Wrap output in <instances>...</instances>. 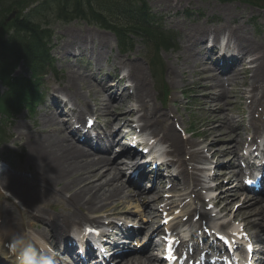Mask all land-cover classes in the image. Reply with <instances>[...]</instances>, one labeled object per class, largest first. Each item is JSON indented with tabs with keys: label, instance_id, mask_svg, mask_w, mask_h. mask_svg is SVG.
<instances>
[{
	"label": "rangeland",
	"instance_id": "1",
	"mask_svg": "<svg viewBox=\"0 0 264 264\" xmlns=\"http://www.w3.org/2000/svg\"><path fill=\"white\" fill-rule=\"evenodd\" d=\"M8 3L4 2L0 5V8L5 11V15L9 13V10L6 8ZM148 3V7H150L151 11H153V13L156 14L162 21L164 29L172 32L175 31L176 33L177 47L169 49L167 52H162V58L166 66L165 80L167 81L170 89V101L166 105H162L158 101L156 89L147 67V50L143 44L136 41L132 52L126 54L118 53L116 50V39L110 31L100 29L96 26V28L89 26L85 21L80 20H74L70 23H66L56 19L53 14L49 15L48 22L50 23L49 27L51 31L54 33L55 41L52 53L54 57L53 59L56 61L57 65V75H48L45 78V81L47 84H52L55 77H58L59 80H55L59 82V87L63 85L67 86L71 73H77L79 75L83 74L85 70H90L92 78L100 82L105 76H107V74H115L117 78L127 74V69L119 66L117 63L118 61L120 62L121 60L125 67L127 63H138L140 64L139 66L142 67L144 75L149 79L148 82L151 92V103H154L158 107L159 111L164 114L163 119L164 121L166 120V124L171 126L172 130L177 133L179 138H181V136L176 131V125H174V123L180 125L182 128L184 127L185 130H188L189 124H193L196 128L200 127L202 138L200 136H196L192 137L191 140L198 144L197 148H199V150H203V155L207 157H209L210 153L207 152L206 148L209 146L208 143L212 142L209 152H219V156L214 157V159H211L209 162L214 165H216V163L218 165L225 164L233 158V155L230 152L232 149V146H230L231 141L222 139L219 133L214 132L212 129H214L216 125L210 124V120L206 121L205 124L201 123L200 118H206V115H204V113L199 110L198 106L195 104L197 93L193 90V83L196 82L197 77L193 72V63L188 61L186 58H188V53L195 48L194 45H196V39L201 41L203 46L207 40L209 43L213 40V35L207 30L213 28H224L231 33L236 32V35H239L242 40L239 44L243 48L244 46H242V44L245 40L257 43L259 48L256 57L259 58L260 64L264 67V4L249 3L243 0H235L233 2L226 3H220L216 0H148ZM189 11L194 12L191 17L187 15L189 14ZM80 39L82 41H80ZM233 47L236 53L241 54L238 48H235L234 44ZM97 56H101V60H97ZM79 58H83L85 61H79ZM114 61L116 62L115 66H113ZM179 64H185L187 67L186 72L182 74V77L175 74V79L172 81L169 71L179 66ZM114 70H116V72ZM120 71L123 72V75L121 76L119 75ZM229 71H231V69L222 75L223 79H225L224 75L228 74ZM14 74L26 75V72L22 66H19ZM250 76V70H248L247 76L238 74L236 84L231 80L229 81L231 83L229 84L230 86H228L229 97L223 96L221 101L216 99L213 102L214 106L220 107L223 105L224 101L229 100L228 104L225 105L226 110H224V113L226 112V115L229 118L233 117L235 122L239 120V117L242 118L245 123L251 119V114L247 111V103L249 102L247 100L248 95L245 93L244 99L235 103L237 99L242 97V91L250 86ZM242 80L245 81V83L242 84L243 86L241 85ZM78 85L79 84L74 85L71 89L78 90L83 99H88L87 93H90L88 88L90 84L88 82L83 84L81 89H79L80 87ZM55 87H57V85ZM259 87L258 83L255 92L260 89ZM2 89L3 87L0 84V91H2ZM52 91L58 92L60 89H53ZM234 92L238 93L235 94ZM187 95H191L190 98H187ZM89 100L92 99L89 98ZM44 105H48V103L45 101L44 104L37 109L36 114L34 115L31 114V116H29V114L23 111L18 117L12 118L9 121L8 126L9 134L5 133L6 128L0 125V139H2V142H0V164L7 165L11 169L9 173L12 175H24L28 178L34 175L40 179L42 178L43 183L50 178L49 174L51 173V170H54L52 169V164L42 161V159L39 164H37V162H28L31 160L28 155L29 143L33 140H30V142L28 141L27 143L26 138L19 137L16 130L17 127H20L22 129H28L25 130L28 131V133L34 132L33 130L36 132L33 121L34 119L40 121L39 118H41L43 114L42 109ZM242 111H244V113H242ZM132 119L136 121V117H133ZM245 123L243 122L242 131H239L238 133L242 136V143H245L248 136V133L245 134L244 131V129H247V125H245ZM2 130L4 133H2ZM207 132H211L213 135H208L207 137ZM241 145L240 148L242 147ZM240 148L238 149L240 150ZM225 150L226 153H224ZM239 150L236 151L238 155L240 154ZM186 156L187 155L183 156V159L188 161ZM216 167L220 171H225L227 169L223 167L219 168L217 165ZM228 178V176L222 177L221 180L217 181V184L226 189L229 185L224 184V181H227ZM34 179L35 183L32 187L30 186L27 189L32 188V194L36 195L39 194V188L36 178ZM16 184L18 186H22V183L20 182H17ZM52 187L57 188L59 185L53 184ZM224 189L223 191L225 192L226 190ZM4 192L10 195L6 191L0 189V193ZM61 193L67 195L70 194V192L65 193V191H62ZM10 197L7 198L4 195H0V206L12 205V210L15 212L17 217L15 225H7L8 230L13 234L18 232L23 233L25 230L27 231V234L35 233L32 231L34 229H27V218L21 214L19 209L17 210V208L13 206V197L11 195ZM44 198L45 195L41 196V198H37L36 200L34 199V206H31L33 211L37 210L44 212V209H46V213H51L58 209V207L56 208L52 205L56 204L55 195L48 200L49 204H41L45 202ZM231 198L232 196L229 197V199L227 198L222 201V204L230 202V206L228 208L230 210L234 208L235 204L239 203L237 199L231 200ZM15 201L18 202L17 199H15ZM21 210L31 211V209L26 206L21 207ZM130 211L131 213L136 212L134 209H131ZM133 218H138V216L134 214ZM1 221L2 217L0 214V223ZM245 223L254 233L255 229L252 228L251 224L247 222Z\"/></svg>",
	"mask_w": 264,
	"mask_h": 264
},
{
	"label": "bare ground",
	"instance_id": "2",
	"mask_svg": "<svg viewBox=\"0 0 264 264\" xmlns=\"http://www.w3.org/2000/svg\"><path fill=\"white\" fill-rule=\"evenodd\" d=\"M220 31L222 30L217 29L214 31L216 39ZM228 37V41H233L235 48H238V50L241 52V54H244V56H252V54L253 56L256 55L258 51L257 44L245 40L242 44L245 45V48H243L239 44V42L241 43L242 40L240 39L239 35H236V32L228 33ZM80 41L82 40L80 39ZM195 42L197 46H200V49L198 50V48H196V51H192V53L189 52L188 60L193 59L194 61L193 70L199 77L197 82V89L200 92L198 94L199 96H201V100L205 101L206 99H211L213 97L212 91L215 89H219L224 95L225 91L223 90L222 84L220 82H214L215 84L210 86L208 77L209 72L206 69H203L202 65L199 63V59H196V57H201L203 46L201 44V41H199L198 39H196ZM229 46L230 43L226 42L225 49L227 51H229L230 49ZM101 58V56H97V60H101ZM235 60H239L241 61V63H243L244 58H236ZM249 64L251 65L250 69L253 79L251 81L250 90L248 92L250 94L249 98L253 99V101L259 98L258 105L264 110V67L260 64L258 57H254ZM139 65L140 64L138 63H130L129 65L131 69L129 80L133 83L134 89L136 90L135 97L131 98V101H135L138 104V111L141 112V114L137 118V122L141 123L140 128L144 132L148 131L149 135L153 137H158L159 135H161L158 138L157 143H160V145H163L162 143H166L168 145V155H178L184 149V147L181 146L182 142L177 137L176 133L172 132L166 125V120L164 121L163 119L164 114L159 113V109H157L158 107L150 103L151 94L147 85L148 79L144 77L145 75ZM186 68L187 67L185 66V64H179V66L171 70V74H177L182 77V74L186 72ZM82 82L84 83V77L82 75L71 73V76H69L68 79L67 88H72L75 84H81ZM258 83L259 86H261L260 92H254ZM109 91L110 88H103L100 93L99 100V111H107L108 113H106V115L110 120V134H108V148L105 150L107 151L105 155L95 156L88 153L81 147V145L77 144L71 138V133L68 131L67 125L61 126L59 124L57 115L44 113L41 116L39 122L36 120L34 121L36 132L35 130H33L34 132L31 133L32 135L28 136L29 139L33 140L29 143L28 149V154L33 163L37 162V164H39L42 159V161H46L49 164H52V169H54L51 170V173L49 174L50 178H48L44 183L42 178L40 179L36 177L39 194H32V188L27 189L30 186L32 187V185L35 183L34 180L30 181L28 177L19 176L18 174L9 175L8 171H2L3 169L1 170L0 173L2 178L0 180V187L4 190H7L12 196L19 200V203L22 206H26L31 209V211H25L24 216L29 220L27 226L29 228L38 230L35 234L36 236L30 235V237L34 236L31 238L34 241H38L39 243H46L50 239H62L61 237L64 236L63 232L67 228H75L77 225L87 222L86 217H88L89 214L87 212H102L106 211L110 206H117L123 203L122 194L127 191L126 184L121 183L120 186H117L115 184V181H118L117 179L122 174V171L116 170L115 172V168L109 166L112 162L110 155L111 153H113V146L116 141L113 138L114 134L112 133L114 125L113 120L116 116L113 113L112 105V100H114V97L111 95V93L108 94ZM125 91L126 88H121V94L125 93ZM72 94L75 96L77 95L76 93ZM70 97L72 99L76 98L72 95ZM127 99L128 97L126 96V99L124 100ZM52 106L55 109H59V106H62V102L56 100L52 103ZM64 106H66V104H64L63 102V107ZM127 108L130 111V107L128 106ZM70 111L71 110H68L66 113L71 114L72 112V117L74 116L75 118H83L82 116H79V112ZM119 114H121L122 120L125 121L123 125L117 126V130L119 131L123 128V132L121 131L122 133L120 137L121 140L125 141V145L121 150V154H123L125 158L128 159L122 160L121 163L125 161V166H129L131 165L130 161H135L137 158L136 151L133 150V148H130L131 143H129V140L133 139V128L131 125H129V121L126 120V116L128 114H125L121 111H119ZM206 115L207 117H209L210 124H220L212 130L216 133H219L222 139L227 140L232 137V139L238 141L236 131L232 129L230 130V122L228 121L225 114L221 116L220 114H216L215 112H207ZM238 123L240 124V122ZM20 134H22V132H20ZM208 135L210 136L213 134L211 132H207V137ZM95 142L96 143L94 146H98V139H96ZM85 145H89V143L86 142ZM184 145L188 149V151L190 147L193 148L192 141L188 140ZM210 146L211 145H209V147ZM191 151H193L192 154L194 155L201 152V150ZM163 157H165V152L163 154ZM194 158L195 160L199 159V156L195 155ZM101 165L106 168L104 171L100 170ZM162 167H164L165 169L169 168L167 164H163ZM178 175L179 172L175 171V174L169 175L168 178L174 180V182H178V186L181 183L180 181H182V184L184 186L188 184L189 186H187V190L191 186L196 185V183L192 180V175L183 176V174L181 173V178L179 180H176L173 176ZM235 176L236 175H233V177ZM135 177L137 178V180L133 183L137 184L138 186H141L142 184L144 185L145 180L148 178V176H146L145 174V170L137 171ZM32 178L34 177L32 176ZM161 178L159 180H165V178ZM18 181L23 183L22 186H18L16 184ZM53 184L60 185V190L62 191L65 190L67 192H70V196L68 197L67 202H65L68 204V207H66V213L59 215L58 218L48 216L47 219H44V217L41 215V212L37 210L33 211L31 206H34V199L36 200L37 198H41V196H43V194L45 193L46 188L47 190H50ZM104 186H107V188H104ZM109 186H111V188ZM157 193L158 198L161 197L160 193ZM246 199L251 198L250 196H244L242 198V208L243 206L247 205ZM151 200L155 202L156 199L152 197ZM250 206H252V204H250L246 210H240L238 211V213H234V215L236 217H238L239 215L244 216L245 221L247 223H250L251 226L256 229L254 239L256 241H261L263 239L262 237L264 236V210L262 209L263 206L260 205L249 208ZM145 212L148 214L149 218H152V222L151 224L148 222L144 227L148 229L149 235L158 233L160 231L159 227L153 226V223H157V219L153 217L156 214L155 209L151 208L146 210ZM127 231V229H118L119 233L112 234L111 237L113 239L116 237L120 239V234H127ZM59 232L63 233L61 234V237H59ZM30 237L25 238L24 241L17 238L15 252L22 257L20 261H14L13 257L3 249L1 244L0 259H4L6 262L8 261L9 264H28V262H31V264H33L38 262L39 258L38 254L36 253V246L30 242ZM1 240L2 234L0 232V241ZM67 240L69 239L67 238ZM85 245L86 247L88 246L86 241ZM257 252H259V250H257ZM157 260V256L151 254L149 255V258L137 257L135 258V262L129 261L127 264H153V261ZM259 260V258L256 259L257 264H263L261 261L259 262Z\"/></svg>",
	"mask_w": 264,
	"mask_h": 264
},
{
	"label": "trees",
	"instance_id": "3",
	"mask_svg": "<svg viewBox=\"0 0 264 264\" xmlns=\"http://www.w3.org/2000/svg\"><path fill=\"white\" fill-rule=\"evenodd\" d=\"M110 6L107 10L102 9L96 11L92 9V3L89 0H53L59 15L63 19H68L67 15L73 14L71 17L82 16L83 18L93 16L95 21L104 28L113 30L114 32H123L117 25H126L130 30L144 32L150 38L153 32L146 30L145 25H149V14L147 13V0H108ZM223 1V0H221ZM253 2H262L264 0H247ZM70 9V10H69ZM90 11V13L83 12ZM37 13V12H36ZM39 13V12H38ZM37 13V14H38ZM141 25V26H138ZM143 25V26H142ZM12 27L15 29V35L3 40L0 37V61L11 59L16 61L23 60L32 68L40 66L47 56L46 46L50 41L48 31L40 30L38 25L25 18L20 21L13 22ZM138 28V29H137ZM40 61V62H38ZM25 88V86H24ZM20 88L15 91L14 105L26 101L27 97L32 95V91ZM12 91V89H11ZM10 91V92H11Z\"/></svg>",
	"mask_w": 264,
	"mask_h": 264
},
{
	"label": "snow or ice",
	"instance_id": "4",
	"mask_svg": "<svg viewBox=\"0 0 264 264\" xmlns=\"http://www.w3.org/2000/svg\"><path fill=\"white\" fill-rule=\"evenodd\" d=\"M165 223H167V221H165ZM168 242H169V239H166L165 243L168 244ZM172 243H175V241H172ZM249 250H251V249H249ZM167 251L170 253V254L167 256V259H168L169 261H174V260H177V259H178V257H176V256L172 253V250H171L170 247L167 249Z\"/></svg>",
	"mask_w": 264,
	"mask_h": 264
},
{
	"label": "clouds",
	"instance_id": "5",
	"mask_svg": "<svg viewBox=\"0 0 264 264\" xmlns=\"http://www.w3.org/2000/svg\"><path fill=\"white\" fill-rule=\"evenodd\" d=\"M28 264H31V262H28Z\"/></svg>",
	"mask_w": 264,
	"mask_h": 264
}]
</instances>
